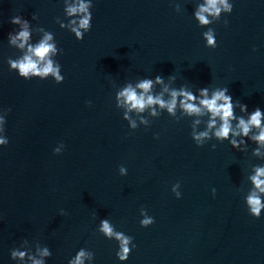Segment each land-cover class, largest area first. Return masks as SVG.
Masks as SVG:
<instances>
[{"label": "water", "instance_id": "obj_1", "mask_svg": "<svg viewBox=\"0 0 264 264\" xmlns=\"http://www.w3.org/2000/svg\"><path fill=\"white\" fill-rule=\"evenodd\" d=\"M81 2L87 30L86 13L68 12ZM227 3L231 11L218 3L201 24L207 0H0V264H68L80 249L83 264H264V209L255 218L247 206L253 193L264 203L251 180L264 167L258 129L231 136L233 148L206 112L183 109V96L170 113L138 111L120 95L141 94L150 79L145 97L167 102L184 89L198 103L200 88H227L247 106L234 105L237 117L264 111V0ZM49 35L46 56L64 80L21 78L11 62L32 56L42 66L30 49ZM202 131L198 147L191 133ZM105 219L131 238L127 260L100 231Z\"/></svg>", "mask_w": 264, "mask_h": 264}, {"label": "clouds", "instance_id": "obj_2", "mask_svg": "<svg viewBox=\"0 0 264 264\" xmlns=\"http://www.w3.org/2000/svg\"><path fill=\"white\" fill-rule=\"evenodd\" d=\"M223 5L225 11H231L232 6L227 3V0H207V6H201L200 11L196 12L195 15L199 19L201 24H207L209 21L202 13L214 12L219 14L221 9L217 7V5ZM88 5L81 2L78 6H74L68 9L69 14L73 13H86L83 19L80 20V28L87 30L89 28V20L92 19L91 13L88 12ZM20 22L18 17H15L11 20V23L18 24ZM27 24V21H25ZM76 34L77 39H83V34L77 29H73ZM205 38L209 42V44L215 48L217 46L216 40L211 32H206ZM29 37V32L27 30H23L19 33L18 37L23 42H26ZM11 38V37H10ZM52 37L46 36L45 39L40 43V45L35 49H30L31 52L40 60L46 61L42 66L38 65L36 60L32 59V56H25L22 61H12L11 66L12 69L16 70L18 75L25 79L29 80L33 76L44 79L48 74H52L57 84L61 83L64 80V77L58 74L57 68L53 67L52 61L47 58L46 54L49 52L55 51L54 45L49 44L48 40ZM14 42V41H13ZM21 43L20 47H24V43ZM161 77H156L157 82L161 81ZM138 88L142 89L143 92L141 94H137V92L131 87L126 88L123 92L120 93L121 96L125 97L126 102L130 103L131 107L137 109L138 111H143L144 108L148 105L159 104L162 108L166 107L167 110L171 113L174 111L177 105V97L183 96L184 99L180 101L183 109L189 114H195L197 116L208 114V128L210 130H214V135L216 138L220 139L221 142L228 140L233 148L237 147L235 141L232 140L231 136L242 135L245 138L249 137V133L253 129H258L251 139L256 141L257 144L264 146V111L260 108H256L251 113H248V118L245 119L243 116L237 117L234 111V105H239L240 111H247V106L245 104L240 103L239 101L233 102L232 97L228 94L227 88H219L213 90L211 95H209L208 87L200 88L198 90L199 100L198 103H194L197 99V94H194L190 91H186L181 89L179 93L177 91H173L171 93L172 99L170 101L165 102L159 96L153 97L148 95L145 97V93H148L152 87V80L146 79L137 85ZM126 118V117H125ZM235 122L236 128L239 129V132L234 130L233 124ZM199 123V121H197ZM133 128L136 127L135 124L132 125ZM231 134V135H230ZM209 136V131H202L198 134L195 132L191 133V137L195 144L198 147L203 146L204 138ZM158 138V137H157ZM0 144L7 145L8 142L4 140H0ZM215 148V145H213ZM123 171V170H121ZM256 174L251 177L252 183L256 186L259 192L264 193V167H257L255 170ZM247 206L249 207L250 213L253 217L259 218L261 216V210L264 209V203L261 201V197L256 195L255 193L249 195L247 197ZM101 228L100 231L104 234L106 238H112L114 235L116 239L120 240L119 250L116 255L120 261H125L128 258V254H130V249L128 247L130 237L124 235L123 233H114L113 228L110 226L109 222L105 220H101ZM154 219H144L141 221L143 226H147L149 224H153ZM12 257L15 258L19 256L20 258L25 257L26 252L24 251H13ZM44 256H51L52 253L46 247L42 253ZM85 256V251L80 249L74 257L68 260V264H83V257ZM33 264H42L39 260H33Z\"/></svg>", "mask_w": 264, "mask_h": 264}]
</instances>
